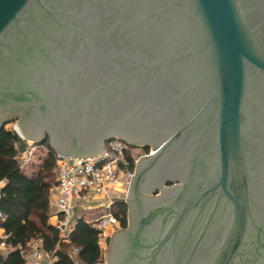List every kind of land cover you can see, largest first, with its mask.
<instances>
[{
    "label": "water",
    "instance_id": "1",
    "mask_svg": "<svg viewBox=\"0 0 264 264\" xmlns=\"http://www.w3.org/2000/svg\"><path fill=\"white\" fill-rule=\"evenodd\" d=\"M258 1L0 0L1 56L15 55L17 66V55L29 54L24 62L31 59L33 66L24 89L40 91L38 104L54 105L57 116L34 136L30 131L40 120L31 113L28 123L19 120L22 132L42 142L47 131L51 146L71 157L98 154L113 137L151 143L156 151L137 161L136 173L147 164L141 166L143 158L167 151L173 166L158 180L162 193L175 178L185 184L183 173L195 160L210 164L188 207L203 197L224 198V209L232 204L211 264H236L252 228L260 240L256 217L264 213V47L257 23L264 19V0ZM58 88L73 95L68 101L77 96L78 108L56 97ZM14 89L0 87V129L18 116L10 113L34 102L12 101L11 110L2 98ZM76 145L92 149L73 153ZM187 212L180 210L152 255L171 238L178 242Z\"/></svg>",
    "mask_w": 264,
    "mask_h": 264
},
{
    "label": "flooded vegetation",
    "instance_id": "2",
    "mask_svg": "<svg viewBox=\"0 0 264 264\" xmlns=\"http://www.w3.org/2000/svg\"><path fill=\"white\" fill-rule=\"evenodd\" d=\"M257 2L259 3L258 0H256V4ZM260 5L262 4L260 3ZM257 23L262 28L260 31L261 37H259L258 41L264 47V19L260 22L257 21ZM1 55L0 52V87L5 86L8 90L10 87L15 88V93L3 96V104H8L13 110L16 106L10 102L22 99L33 100V103L21 106L17 113L10 114H17V119L22 120L23 123H28L29 115L34 113L40 120V124L39 122L38 125L35 124V128L30 132L34 136H40L42 129L46 128L48 123L55 121V118L57 119V116L55 117L56 110L53 108L54 105L48 103L46 105L38 104L44 95L40 91L37 92L34 87L31 89L34 93L31 94L24 89L28 86L29 69L33 66H30L31 59L24 62L29 57V54L27 55L23 52L17 55L22 60V64L18 62L20 67L18 65L15 66L13 63L16 58L15 55L9 56L12 58L11 60H9V57H5L4 54L3 57ZM4 60L5 62H3ZM17 79H20L18 83L16 82ZM30 79L34 80L36 78L33 76ZM3 83H6V85ZM64 92L58 88L55 96L60 97L61 100L64 99L66 106L74 105L78 108L80 100L76 98L77 96H75L74 101H68V98L71 99L73 95H68ZM3 116L5 117L6 114L4 113ZM45 133L49 137V133L47 131ZM138 146L140 151L144 152L149 150L152 144L147 143ZM91 149L90 147L76 145L72 152L85 153ZM167 153L165 151L152 160L145 157L140 162L141 166L146 162L147 164L141 172L137 171L130 196H128V201H126L128 205V225L116 230L106 243V246L108 245L110 248L109 264H148L150 259L152 260V256L154 258L152 264H211L217 254L222 237L228 230L224 218L228 215L231 216L230 210L232 211L233 206L228 202L229 206L224 209L222 205L224 198L203 197L200 201H197L195 206L188 207L197 198L195 197L197 196L195 195L197 192L195 188L198 185L194 186L197 180H199L200 176L210 173V169H207L208 171L204 173L203 169H206L210 164L204 166L201 159L195 160L194 167L187 166V170L188 168L189 170L184 171L182 176L185 179L184 181H186L185 184L180 179L173 178L172 182L166 183L165 187L167 190L162 193L158 189V180L163 178L166 172L169 171L171 167L167 168V166L170 163L173 166L172 161L166 160ZM166 163L167 165L165 166ZM192 168L199 173L194 178L190 173ZM172 174L181 173L178 171ZM172 174L169 177H172ZM197 184L199 183L197 182ZM154 189H158L157 192H153L150 195L149 193ZM158 192H161V196L156 197L159 194ZM129 199L133 204V213ZM183 208H188V212L178 229L180 239L174 244L171 238L167 244L152 255L154 244L174 224L178 218V213ZM256 220H258V224L262 223L259 233L260 240L257 239V229L252 228L248 236H246L240 256L234 260L236 264H264V213L262 209Z\"/></svg>",
    "mask_w": 264,
    "mask_h": 264
},
{
    "label": "trees",
    "instance_id": "3",
    "mask_svg": "<svg viewBox=\"0 0 264 264\" xmlns=\"http://www.w3.org/2000/svg\"><path fill=\"white\" fill-rule=\"evenodd\" d=\"M20 137L15 129L5 126L0 129V181L6 180L1 190L0 245L10 250L0 251V264H25L19 246L29 249L34 239L42 240L44 251L52 254L53 264H101L104 257L100 245V230L85 219L77 221L76 228L68 240H61L59 230L50 222L51 188L55 183L54 168L56 151L47 137L41 143L48 149L35 175H28L16 161V143ZM147 150V149H146ZM112 211L122 227L128 225V205L115 201ZM77 249V251H75Z\"/></svg>",
    "mask_w": 264,
    "mask_h": 264
},
{
    "label": "built area",
    "instance_id": "4",
    "mask_svg": "<svg viewBox=\"0 0 264 264\" xmlns=\"http://www.w3.org/2000/svg\"><path fill=\"white\" fill-rule=\"evenodd\" d=\"M19 137L20 140L16 143V161L19 168L26 171L36 165L37 159L42 162L48 149L41 142H33L20 134ZM154 151L156 149L151 147L141 152L139 146L119 137L105 141L100 153L95 155L71 157L56 151L55 183L51 188L49 209L50 222L59 230L61 240L70 238L80 219H85L99 229L101 240L104 241H107L114 231L120 229L121 222L112 211V204L115 201H109L105 205L107 212L95 218L86 219L83 213L72 216L71 211L76 200L90 194L106 196L116 190L122 200H127L132 176L136 173L137 161ZM6 182L3 180L0 184L6 185ZM0 218L5 219L1 211ZM19 247L25 257V264H39L42 255L48 259L47 264L54 262L52 254L43 250L41 239L31 241L28 250L23 246Z\"/></svg>",
    "mask_w": 264,
    "mask_h": 264
},
{
    "label": "crops",
    "instance_id": "5",
    "mask_svg": "<svg viewBox=\"0 0 264 264\" xmlns=\"http://www.w3.org/2000/svg\"><path fill=\"white\" fill-rule=\"evenodd\" d=\"M30 170H31V174H30V176H31V175H35L37 173L38 168L37 167H32ZM2 185L3 184H0V195H1V189H3L2 187L5 186V185H3V186ZM113 192L119 195V192L115 190V191H112L111 193H109L106 196L90 194V195L86 196L85 198H83L81 200H76L74 208H73L74 209V215L81 214L84 211H88V210L92 209L91 206L94 203H98V204L102 205V204H107L109 201H117L116 200L117 196H113L112 195ZM0 236L1 237L5 236L4 229H0ZM35 240H40V239H34L32 241H35ZM9 250H10V248L7 247L5 244H1L0 245V251L1 252L7 253ZM47 261H48V259L46 258V256L42 255V258L40 259L39 264H47Z\"/></svg>",
    "mask_w": 264,
    "mask_h": 264
},
{
    "label": "rangeland",
    "instance_id": "6",
    "mask_svg": "<svg viewBox=\"0 0 264 264\" xmlns=\"http://www.w3.org/2000/svg\"><path fill=\"white\" fill-rule=\"evenodd\" d=\"M17 118H18V116L15 117V119H13V121L8 122L5 127L9 128V129H16L17 133L20 132L19 133L20 135H23L24 137H26L25 134L22 132L20 126H19V119H17ZM35 163H36V165H33L32 167H37L38 168L40 163H41V161L39 159H37L35 161ZM26 173L30 175L31 174V170L30 169L26 170ZM112 195L113 196H117L116 200H122L120 195H118V194H116L114 192L112 193ZM105 205L106 204H102L101 205V204H98V203H94L91 206L92 210L84 211L83 215L85 216L86 219L98 217V216H100V215H102V214L107 212V209H106ZM71 214H72V216H74V209H72ZM111 236H110V238H111ZM107 242H108V240L107 241L101 240V249H102V253H103V257H104V262H102L101 264H108L109 247H108V245L106 246Z\"/></svg>",
    "mask_w": 264,
    "mask_h": 264
}]
</instances>
